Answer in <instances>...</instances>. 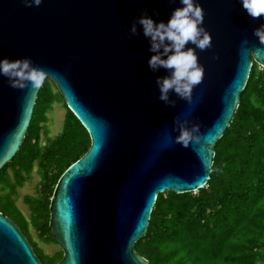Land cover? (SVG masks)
Listing matches in <instances>:
<instances>
[{"label": "water", "instance_id": "95a60500", "mask_svg": "<svg viewBox=\"0 0 264 264\" xmlns=\"http://www.w3.org/2000/svg\"><path fill=\"white\" fill-rule=\"evenodd\" d=\"M199 3L212 37L211 48L196 50L204 79L191 105L170 94L176 104L166 106L155 84L166 72L149 69V42L140 25L135 36L129 28L143 13L167 22L179 0H43L38 7L0 0V58L30 57L47 71L90 139L49 202L51 237L63 253L55 264H149L135 243L145 236L157 195L206 185L215 144L253 62L264 69V37L255 34L264 17L248 16L239 0ZM39 89H13L0 76V169L25 138ZM174 117L199 124L198 144L185 148L169 139L179 134ZM0 264H41L2 213Z\"/></svg>", "mask_w": 264, "mask_h": 264}, {"label": "trees", "instance_id": "16d2710c", "mask_svg": "<svg viewBox=\"0 0 264 264\" xmlns=\"http://www.w3.org/2000/svg\"><path fill=\"white\" fill-rule=\"evenodd\" d=\"M55 102L65 109L62 130L44 137ZM85 128L66 107L55 84L40 87L25 138L12 161L0 169V213L29 238L41 264H55L62 251L45 255L30 236L51 237L49 202L64 171L88 150ZM36 169L34 197H25V218L14 197ZM136 252L149 264H264V69L253 62L238 108L214 147L210 177L194 193L158 194Z\"/></svg>", "mask_w": 264, "mask_h": 264}, {"label": "clouds", "instance_id": "9594fccd", "mask_svg": "<svg viewBox=\"0 0 264 264\" xmlns=\"http://www.w3.org/2000/svg\"><path fill=\"white\" fill-rule=\"evenodd\" d=\"M22 2L25 7H38L43 0ZM239 3L248 16L264 17V0H239ZM179 4V7L173 9L167 22L154 21L143 13L133 20L129 28L130 34L135 36L140 34L137 29V25H140L149 42L148 51L153 53L147 60L149 69L157 72L162 68L166 72L155 80L158 99L166 106L176 104L170 94L192 104L193 89L204 79V67L199 63L196 50L204 51L212 47V37L203 26L205 13L199 0H179ZM255 34L264 37V25L256 29ZM47 75V71L35 65L30 57L0 58V76L6 78L13 89H25L29 84L32 89H39ZM172 131L179 134L169 139L185 148L190 142L198 144L201 140L199 124L192 123L187 118L181 120L174 117Z\"/></svg>", "mask_w": 264, "mask_h": 264}, {"label": "rangeland", "instance_id": "374dc122", "mask_svg": "<svg viewBox=\"0 0 264 264\" xmlns=\"http://www.w3.org/2000/svg\"><path fill=\"white\" fill-rule=\"evenodd\" d=\"M65 109L61 102H55L48 112V120L44 125L43 138L44 137H54L58 135L62 130V122L64 117ZM39 182V175L34 169L29 177L28 181L24 184L22 188L17 189V193L14 197L15 204L17 208L22 212L25 218H29L30 212L27 205L24 202L25 197H34L36 194V184ZM23 233V232H22ZM29 233L37 246L43 251L45 255H53L61 251L60 247L56 243H45L39 240L36 230L33 227L29 228ZM25 236V234H24ZM26 239L29 240L27 236Z\"/></svg>", "mask_w": 264, "mask_h": 264}]
</instances>
